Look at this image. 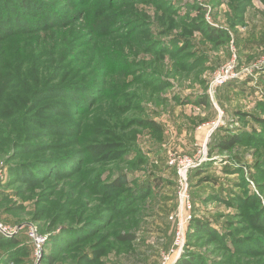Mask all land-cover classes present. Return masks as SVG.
Here are the masks:
<instances>
[{
    "label": "rangeland",
    "instance_id": "374dc122",
    "mask_svg": "<svg viewBox=\"0 0 264 264\" xmlns=\"http://www.w3.org/2000/svg\"><path fill=\"white\" fill-rule=\"evenodd\" d=\"M0 223V264L29 226L39 264H264V0H0Z\"/></svg>",
    "mask_w": 264,
    "mask_h": 264
},
{
    "label": "built area",
    "instance_id": "2783aa9c",
    "mask_svg": "<svg viewBox=\"0 0 264 264\" xmlns=\"http://www.w3.org/2000/svg\"><path fill=\"white\" fill-rule=\"evenodd\" d=\"M234 70H235V64H233L232 66L229 65L225 70H223L219 75H217L216 79L211 83L209 92L211 94H214L215 90L218 87L229 84L233 80H235L237 78V73ZM179 174H180L181 178L183 179L182 184H181L182 188L185 187V190L183 191V193L180 196L181 208L184 210L185 208H187L188 200H189V197L187 196V193H186V185H187L186 184L187 181H186V177H185L186 170H180ZM188 207H189V209L191 208L190 206H188ZM191 219H192L191 214L187 215V217L185 218V220L187 222H190ZM185 220L183 221V219H181V221L178 223V231H177V236H176V246H178L179 249L184 244V230H185L184 222H185ZM20 232H21V228L17 229L14 234H18ZM0 234H2V235L10 234L9 229L4 227L1 223H0ZM28 236H29L33 246L37 250L36 251L37 259H38L37 264H39L40 260L42 259L43 247L46 244L47 238L45 236L41 235L38 232L37 228H35L33 226H29Z\"/></svg>",
    "mask_w": 264,
    "mask_h": 264
},
{
    "label": "trees",
    "instance_id": "16d2710c",
    "mask_svg": "<svg viewBox=\"0 0 264 264\" xmlns=\"http://www.w3.org/2000/svg\"><path fill=\"white\" fill-rule=\"evenodd\" d=\"M237 141H238L237 138H235V139L233 138L230 141H228V143L221 144L220 147L223 148V149H225V150L230 149L231 146H233V145H235L237 143ZM145 189L148 190V188H145ZM139 190H141V189H139ZM141 192H142V190H141ZM140 194H142V193H140ZM132 201H133V199L130 202H132ZM195 223H196V221H195ZM200 226L199 225H195L194 226V230H197V228H203L204 227V225L201 226V227ZM15 238H13L11 240H8V239L0 236V245H2L3 243H9L10 244V242H12L13 245H17L20 242L18 240H16ZM119 240L120 241H123V242H130V241H133L134 240V236L133 235H120ZM49 259L52 260V257H50ZM184 264H190V263L189 262H185Z\"/></svg>",
    "mask_w": 264,
    "mask_h": 264
}]
</instances>
